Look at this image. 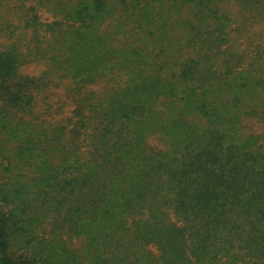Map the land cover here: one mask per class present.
Wrapping results in <instances>:
<instances>
[{"label":"trees","instance_id":"16d2710c","mask_svg":"<svg viewBox=\"0 0 264 264\" xmlns=\"http://www.w3.org/2000/svg\"><path fill=\"white\" fill-rule=\"evenodd\" d=\"M31 1L0 0V264H264V0Z\"/></svg>","mask_w":264,"mask_h":264},{"label":"rangeland","instance_id":"374dc122","mask_svg":"<svg viewBox=\"0 0 264 264\" xmlns=\"http://www.w3.org/2000/svg\"><path fill=\"white\" fill-rule=\"evenodd\" d=\"M30 3H32L31 0H30ZM229 6H230L229 9L231 10V12L233 14H235L238 11L237 4L235 2H231ZM39 16H40L41 20L44 22L45 21H48V22L53 21L52 15L46 11H40ZM261 27L264 29V25H261ZM44 70H45V67L41 64L40 65L39 64H29V65L22 68L23 74L31 75V76H38ZM58 92L61 93L60 91H58ZM71 108H72L71 105L67 102L65 107H63L64 114L69 115V111L71 110Z\"/></svg>","mask_w":264,"mask_h":264}]
</instances>
